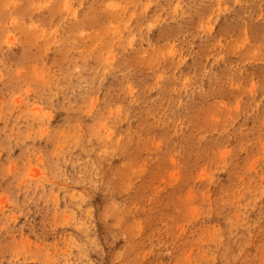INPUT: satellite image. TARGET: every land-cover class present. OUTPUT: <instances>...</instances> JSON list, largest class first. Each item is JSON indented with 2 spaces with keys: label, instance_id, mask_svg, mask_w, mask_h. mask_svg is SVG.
Instances as JSON below:
<instances>
[{
  "label": "rangeland",
  "instance_id": "1",
  "mask_svg": "<svg viewBox=\"0 0 264 264\" xmlns=\"http://www.w3.org/2000/svg\"><path fill=\"white\" fill-rule=\"evenodd\" d=\"M0 264H264V0H0Z\"/></svg>",
  "mask_w": 264,
  "mask_h": 264
},
{
  "label": "bare ground",
  "instance_id": "2",
  "mask_svg": "<svg viewBox=\"0 0 264 264\" xmlns=\"http://www.w3.org/2000/svg\"><path fill=\"white\" fill-rule=\"evenodd\" d=\"M85 258V257H84ZM83 258V260L85 261V259Z\"/></svg>",
  "mask_w": 264,
  "mask_h": 264
}]
</instances>
